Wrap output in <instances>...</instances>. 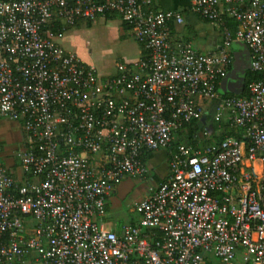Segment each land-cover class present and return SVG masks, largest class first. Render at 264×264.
Segmentation results:
<instances>
[{
	"label": "built area",
	"instance_id": "obj_1",
	"mask_svg": "<svg viewBox=\"0 0 264 264\" xmlns=\"http://www.w3.org/2000/svg\"><path fill=\"white\" fill-rule=\"evenodd\" d=\"M186 10L219 28L212 51L173 39L182 13L151 0H0V121L24 134L13 162H0V264H264V0ZM106 14L139 57L98 73L60 42ZM234 44L259 78L245 96H221ZM193 123L203 125L194 145L168 151L137 219L104 228L116 187L146 178L142 156Z\"/></svg>",
	"mask_w": 264,
	"mask_h": 264
},
{
	"label": "rangeland",
	"instance_id": "obj_2",
	"mask_svg": "<svg viewBox=\"0 0 264 264\" xmlns=\"http://www.w3.org/2000/svg\"><path fill=\"white\" fill-rule=\"evenodd\" d=\"M106 20L109 21L99 18L94 24L91 23L93 26L90 28H85L84 24L78 25L81 27L78 30H73L76 27L70 28L72 30L69 29L63 42L66 50L75 52L98 73H110L115 63L131 61L138 57V46L128 31L123 29L122 32V26L117 18L107 16ZM230 51L233 52V49ZM185 131L186 129L183 135ZM23 142L24 134L19 124L7 120L0 121L1 163L10 165L14 152L22 147ZM152 154H154L152 163L147 164L148 176L143 180H122L114 197L106 200L104 228L112 226L119 228L121 225L134 222L137 219L132 211L134 203L146 196L148 187L164 180L167 172L164 151L158 150Z\"/></svg>",
	"mask_w": 264,
	"mask_h": 264
},
{
	"label": "crops",
	"instance_id": "obj_3",
	"mask_svg": "<svg viewBox=\"0 0 264 264\" xmlns=\"http://www.w3.org/2000/svg\"><path fill=\"white\" fill-rule=\"evenodd\" d=\"M151 3H152L153 9L177 10V11H180L182 13L183 24L180 26H175L171 30V36L173 39L189 42L191 44V46L197 52H200V53L210 52L218 44L219 39H220L219 28L214 24H210V23L188 13V11L186 10L187 5H188V0H151ZM99 18H102L103 21H109V20H106V16L105 17L103 16V17L96 18L91 23L94 24V22ZM110 20H112V19H110ZM117 20L119 21L118 18H117ZM93 24H92V26H93ZM92 26H90V27H92ZM78 29H81V27L75 28L73 30H78ZM70 30H72V29H70ZM121 30L123 32V28ZM124 31L127 32V30H124ZM66 33L64 34V36L60 42V44L64 48H65V44L63 42L65 40ZM241 48L242 47L240 44H234L232 49H233V52H236V51L238 52V51H241ZM137 54L139 57V50H138ZM138 57H136V59ZM136 59H134V60H136ZM134 60L127 61V62H132ZM113 69H114V66H113ZM111 72H113V70ZM238 90H236L233 93H236ZM219 91H220V88H219ZM226 93H228V92H226ZM153 155L154 154H152L151 158L149 160H147V162L145 163L146 166L148 163L149 164L152 163ZM152 166H154V165H152ZM147 176H148V174H147ZM118 186L114 190L113 194L109 197V199L114 197V195L116 194ZM103 227H104V225H103ZM110 229L117 230L118 228L112 226Z\"/></svg>",
	"mask_w": 264,
	"mask_h": 264
},
{
	"label": "trees",
	"instance_id": "obj_4",
	"mask_svg": "<svg viewBox=\"0 0 264 264\" xmlns=\"http://www.w3.org/2000/svg\"><path fill=\"white\" fill-rule=\"evenodd\" d=\"M107 17V16H115L116 18H118L116 15H110V14H106V15H104V17ZM80 24H84V26L86 27V28H89L90 26H91V22H89V21H87V22H78V23H76L75 25H74V27H76V28H78L79 26L78 25H80ZM121 24V26H122V28L124 29V30H127L128 28L124 25V24H122V23H120ZM227 27L229 28V29H233V25L231 24V23H227ZM171 30H172V27H171ZM229 71H230V69H229ZM259 78V76L257 75V74H254V73H252V72H250L248 69L244 72V75H243V80H242V87L236 92V93H230V92H228V93H221L220 91H219V94L221 95V96H245V86H246V84L248 83V82H250V81H252V80H256V79H258ZM205 120H206V123L207 124H210V126H211V128L212 129H215V125H213L210 121H209V118L208 117H206L205 116ZM221 126V135H227V136H230V135H233L234 133H233V131L231 130V129H228L227 127H226V125H223V124H221L220 125ZM202 127H203V125L201 124V123H193V124H191L190 125V127H187V129H186V135H183L182 133H180L178 136H177V138H175V140L174 141H172L171 143H170V146H169V148H166V149H163V151H164V154H165V161H166V164H167V160H168V151L169 150H172V149H174V147L176 146V145H178V144H180V143H183V142H188V143H190V144H192V145H194V135H196L199 131H201V129H202ZM214 140H215V138H214ZM209 141L210 140H207V141H205V143L204 144H206V143H209ZM151 155H152V153H147V154H145V155H143L142 156V161L145 163V162H147V160H149L150 158H151ZM162 182V181H161ZM160 183V182H159Z\"/></svg>",
	"mask_w": 264,
	"mask_h": 264
},
{
	"label": "water",
	"instance_id": "obj_5",
	"mask_svg": "<svg viewBox=\"0 0 264 264\" xmlns=\"http://www.w3.org/2000/svg\"><path fill=\"white\" fill-rule=\"evenodd\" d=\"M241 45V51H236L232 53V66L231 69L228 73V75L226 76L225 79H223L219 85L220 91L222 93H226V92H235L236 90L240 89L242 87V78L240 77L244 71H246L248 69V66L243 69H239V65H240V58L243 55H248L247 50L245 49V47ZM239 71V72H238Z\"/></svg>",
	"mask_w": 264,
	"mask_h": 264
},
{
	"label": "flooded vegetation",
	"instance_id": "obj_6",
	"mask_svg": "<svg viewBox=\"0 0 264 264\" xmlns=\"http://www.w3.org/2000/svg\"><path fill=\"white\" fill-rule=\"evenodd\" d=\"M248 64H249V57L247 55L241 56L239 69H241V68L245 69L248 66ZM243 75H244V73L240 76L242 78V80H243Z\"/></svg>",
	"mask_w": 264,
	"mask_h": 264
}]
</instances>
